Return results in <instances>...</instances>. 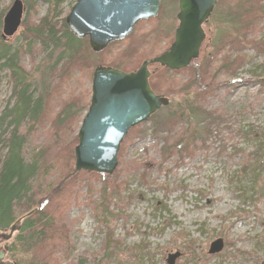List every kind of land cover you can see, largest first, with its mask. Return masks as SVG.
<instances>
[{
    "label": "rangeland",
    "instance_id": "rangeland-1",
    "mask_svg": "<svg viewBox=\"0 0 264 264\" xmlns=\"http://www.w3.org/2000/svg\"><path fill=\"white\" fill-rule=\"evenodd\" d=\"M12 1L0 0L2 18ZM74 2L63 1V17ZM235 2L218 0L212 17L203 25L202 44L210 58L203 66L208 64L214 77L208 93L196 102L204 120L200 119L198 125L177 121L172 129L155 126V120L163 124L167 116L162 108L157 116L137 124L123 137L114 172L103 173L108 178L99 172L101 175H84L77 180L64 210L70 244L56 252L58 264H74L80 259L86 264H167V254L174 251L181 255L173 264H260L264 260V51L247 44L242 49L226 47L216 53L213 47L221 22L235 9ZM22 3L26 7L25 0ZM35 3L29 13L32 19L41 17L47 9L44 1ZM178 10V0H160L154 17L140 20L127 37L108 44L99 56L103 64L118 61L124 52L134 50L137 54L126 66L125 72H129L141 65L142 58L159 55L173 41ZM21 29L22 25L10 38L0 40L18 46ZM252 36L255 43L264 41V19ZM226 53L239 58L227 73L217 70ZM215 54L216 60H211ZM20 57L29 70L42 58L35 47ZM192 61L191 66H195ZM148 70L155 73L157 82L161 81L160 93L167 95L172 107L187 96L195 102L194 86L185 82L190 79L187 67L168 73V80L161 79L156 66ZM91 78L74 84L75 89H91ZM166 87L181 94L171 90L165 93ZM187 91L190 94L186 95ZM10 93L7 71L0 67V111ZM57 103L55 99L48 107V119L57 112ZM187 127L201 130L204 141H198L190 152L164 157L161 152L166 142L176 140L177 133ZM208 128L210 131L205 132ZM44 131L39 127L33 136L35 148L52 145L45 141ZM69 162L73 167V159ZM112 182L117 185L112 187ZM116 187L119 193H115ZM16 213L15 218L24 214ZM12 237L0 243V248L7 246L4 259L9 262L14 260L13 252L8 251ZM216 238L222 239L223 248L210 254L207 250Z\"/></svg>",
    "mask_w": 264,
    "mask_h": 264
},
{
    "label": "trees",
    "instance_id": "trees-1",
    "mask_svg": "<svg viewBox=\"0 0 264 264\" xmlns=\"http://www.w3.org/2000/svg\"><path fill=\"white\" fill-rule=\"evenodd\" d=\"M42 1L47 3L45 14L32 19L29 13L35 7V0H25V16L21 21L22 29L19 33L22 41L18 46L8 45L0 40V67L7 71L11 90L6 105L0 111V231L6 230L11 222L19 218H15L19 214L16 212L25 214L31 211L28 216L22 217L20 231L12 237L8 247V251L13 252L14 264H58L56 252L61 248L66 249L70 244L64 210L68 198L72 196V185L77 180H82L84 175H101L99 172L83 169L76 171L74 165L71 166L72 162H69L70 159L74 161L73 148L78 143L76 129L87 110L91 92L89 88L77 91L74 84L78 85L84 78L91 77L98 65L127 71L126 66L137 54L134 50L124 52L118 61L112 60L103 64L99 56L104 54L107 48L96 52L88 44L87 36L80 38L70 32L65 23V15L63 17L61 13V5L65 0ZM261 1L235 2V9L227 14V19L222 20L221 31L213 40L216 53L226 47L232 48L233 51L242 49V46L247 44L259 49L258 51H264V41L255 43L252 36L258 28V23L264 19V3ZM1 18L0 11V25ZM153 35L156 40V31ZM114 42L117 41L109 43ZM202 46L203 44L199 48L198 56L192 61L193 65H196L186 66L190 71V79L185 82L188 86H194L195 102L189 96L176 102L174 107L169 102L162 107L167 115L165 120H162L163 124L160 120H155V126L164 125L168 126L167 129H172L177 121L198 125L200 119L204 120L199 108L196 109V102L208 93L214 83V77L209 73L206 63L210 62V58ZM34 47L42 58L29 70L22 65L20 55ZM226 54L217 67V70L221 69L225 73L232 72L239 59L231 57V53ZM215 56L216 54L211 60H216ZM205 60L206 65L203 66ZM153 65L161 72L159 75L162 80H168L167 74L177 71L158 63L150 65L149 68ZM149 73L148 84L151 90L162 94V89L160 91L159 88L161 81L159 83L155 80L153 71ZM67 88H70L68 92ZM169 88L166 87L165 93L171 90ZM186 88L185 86L184 89ZM176 93L181 94L179 90ZM185 93L190 94L188 91ZM61 94L67 97L61 98ZM54 98L59 107L53 117L48 119V107L52 105ZM158 110L149 118L157 116ZM39 127L45 129V141L52 142L51 146L45 145L46 149L43 145L35 148L37 144L32 142ZM135 128L136 125L127 134L132 133ZM200 131L197 127L191 130L187 127L178 132L177 139L167 141L161 153L166 157L196 147L198 141H204ZM204 131L210 130L208 128ZM49 177L53 178L47 183L46 179ZM115 185L116 182H112V187ZM105 191L106 188L104 195ZM115 191L119 193L118 187ZM74 264H86V261L80 259Z\"/></svg>",
    "mask_w": 264,
    "mask_h": 264
},
{
    "label": "water",
    "instance_id": "water-1",
    "mask_svg": "<svg viewBox=\"0 0 264 264\" xmlns=\"http://www.w3.org/2000/svg\"><path fill=\"white\" fill-rule=\"evenodd\" d=\"M217 0H178L172 43L161 54L141 61L129 72L112 66L98 65L91 76V93L87 111L81 118L78 143L73 148L74 169L112 174L117 166L118 148L123 137L134 125L147 120L151 114L168 105L167 96L155 94L148 84V67L154 63L170 70L188 66L196 58L204 41L202 28ZM160 0H75L65 16L70 32L80 38L88 37L94 51L108 46L111 41L129 35L136 23L154 17ZM22 0H13L5 12L0 37L8 39L21 26ZM12 222L7 230L0 231V243L8 242L20 230L22 217ZM221 238L214 239L207 250L214 254L223 248ZM7 246L0 248V264H14L4 259ZM167 264H173L181 254H167ZM260 264H264V260Z\"/></svg>",
    "mask_w": 264,
    "mask_h": 264
},
{
    "label": "flooded vegetation",
    "instance_id": "flooded-vegetation-1",
    "mask_svg": "<svg viewBox=\"0 0 264 264\" xmlns=\"http://www.w3.org/2000/svg\"><path fill=\"white\" fill-rule=\"evenodd\" d=\"M214 9H215V7H214ZM214 9H213L212 12L210 13L209 18L206 20V22L212 17L211 15H212Z\"/></svg>",
    "mask_w": 264,
    "mask_h": 264
}]
</instances>
